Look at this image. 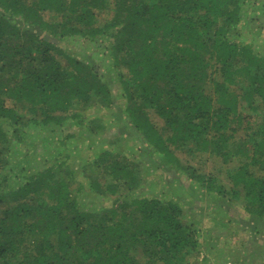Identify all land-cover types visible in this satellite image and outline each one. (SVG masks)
<instances>
[{"label":"trees","instance_id":"trees-1","mask_svg":"<svg viewBox=\"0 0 264 264\" xmlns=\"http://www.w3.org/2000/svg\"><path fill=\"white\" fill-rule=\"evenodd\" d=\"M247 2L0 0V264H184L200 230L212 232L180 199L137 195L143 160L169 188L197 192L199 203L262 232L264 51L229 33ZM71 42L92 47L100 63L71 53ZM36 125L56 129L59 147L87 138L94 152L77 167L63 152L41 168L31 154L12 162L9 151ZM131 137L138 156L119 149ZM178 151L236 161L232 189L187 168ZM11 164L8 184L2 168ZM85 191L109 204L87 210Z\"/></svg>","mask_w":264,"mask_h":264},{"label":"rangeland","instance_id":"rangeland-1","mask_svg":"<svg viewBox=\"0 0 264 264\" xmlns=\"http://www.w3.org/2000/svg\"><path fill=\"white\" fill-rule=\"evenodd\" d=\"M246 1L248 2L244 3L239 12V15H241V21L237 23L229 33L234 34L235 29L238 30V40L251 43L258 50L264 51V0ZM101 24L102 23H99L98 26ZM68 48L71 53L73 52L84 59L86 58L100 63V58H96L92 55L94 53L92 47L83 44L80 45V42L79 44L71 42ZM95 50L100 52L99 49ZM207 54H209L205 56L207 60H209L210 63H214V59H210L211 54ZM107 62L108 55L104 54V57L101 55L102 65ZM121 71L126 72V69L121 67ZM119 102L120 100L118 103ZM111 111L106 112V115H109ZM250 113L259 115L262 111L261 109L256 108ZM100 115L104 117V114ZM148 117L156 127L160 128L162 126V121L153 111L148 112ZM105 118L108 117L105 116ZM61 128L63 127L60 126L59 129ZM24 130H26V135H22L21 142L19 140V143L16 145L18 146V144H20V147L12 148L9 151V154L14 163L26 155L31 154L32 169L41 168L46 161H50L51 158L55 157L59 152H63V155H67V164H72L75 165L73 167H77L84 164L93 154V150L95 149L93 145L88 149L87 138L82 139L81 141L78 140L77 142L74 141L67 147L66 145L59 147V145L55 143V134L57 130L49 126L38 127L36 125L34 128L27 127ZM116 130L117 127L111 125L108 133H106V129L101 131V138H99L101 146L104 148L110 147L106 142L107 136L111 135L114 137V132ZM242 134L243 131H239V135ZM8 137L13 138L14 136L11 135ZM14 140L17 142V139ZM140 146L141 145L136 138L131 137L122 143L121 146H119V149L123 151L127 150L128 152L126 154H128V156H138L140 155ZM46 152L48 156H46ZM177 155L187 168L193 169L200 176H214L225 190L229 191L232 189V182L229 179V170L238 165L236 161L234 162L232 160L229 163H223L220 157L210 153L195 152L190 155L186 152L178 151ZM116 156L117 154L111 159L113 160ZM138 162L141 163L140 168H142V172L144 171L142 174L143 182H147L142 184V188L139 189L137 195L145 197L153 195L159 196L160 194L164 197L176 198V200L180 199L181 203L179 204L181 207L183 206V209H185L186 206L195 209L194 212L200 209L201 215L196 218L198 219L197 222L203 225V230H210V232H212L209 233L200 230L201 233L199 232V234L202 236V243L195 251L191 252L186 257L187 259L184 264H220L218 262H221L222 264L229 261L236 262L231 259L238 260L237 263L240 264H264V229L262 232L256 231L247 222L236 221L233 214L231 215L228 212L221 211L220 208L217 205L212 204V202L203 200V202L200 201L202 203H199L198 199L202 197L198 196L197 192L187 190L186 193H183L179 188H169L168 184L165 183L164 174L147 172L145 170L146 161L143 160ZM253 169L256 170L257 168L254 167ZM2 172L7 175V178H9L8 184L16 182V179L12 178L14 176L13 172H16V169H13V164L2 168ZM154 180L157 182L158 191H153L156 190V188L153 189ZM8 184L5 183L2 187L9 186ZM79 201L87 210L96 212L109 204V201L104 200L99 195L90 193V191L83 192L79 197ZM184 202H186L187 205H185L186 203L184 204ZM194 212H189V214H196ZM184 217L185 219L190 218L188 213ZM136 254L140 258L142 257L141 253Z\"/></svg>","mask_w":264,"mask_h":264},{"label":"built area","instance_id":"built-area-1","mask_svg":"<svg viewBox=\"0 0 264 264\" xmlns=\"http://www.w3.org/2000/svg\"><path fill=\"white\" fill-rule=\"evenodd\" d=\"M222 264H240V263H237V262H225V263H222Z\"/></svg>","mask_w":264,"mask_h":264}]
</instances>
